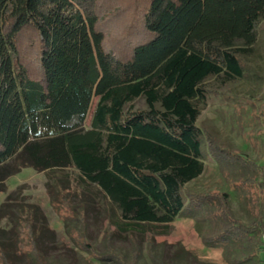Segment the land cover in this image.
Listing matches in <instances>:
<instances>
[{
	"label": "trees",
	"instance_id": "1",
	"mask_svg": "<svg viewBox=\"0 0 264 264\" xmlns=\"http://www.w3.org/2000/svg\"><path fill=\"white\" fill-rule=\"evenodd\" d=\"M263 22L264 0H0V192L26 167L72 169L118 209L121 233L165 236L188 217L205 245L264 264V165L198 124L207 81L244 77ZM204 136L249 223L229 192L188 188L206 171Z\"/></svg>",
	"mask_w": 264,
	"mask_h": 264
},
{
	"label": "rangeland",
	"instance_id": "2",
	"mask_svg": "<svg viewBox=\"0 0 264 264\" xmlns=\"http://www.w3.org/2000/svg\"><path fill=\"white\" fill-rule=\"evenodd\" d=\"M248 63L241 79L207 81L209 93L198 124L224 146L261 167L264 22ZM96 103L97 99L93 101L87 127ZM133 106L135 110H147L144 98ZM202 141L206 171L188 188L229 192L234 215L249 223L250 216L236 195L234 183L225 181L228 174L220 172L206 155V136ZM237 173H232L233 180H237ZM241 174L253 173L245 169ZM118 220L122 221L120 212L104 198L100 188L82 183L74 170L39 173L31 167L23 168L5 182V190L0 192V264H258L248 251L235 249L226 254L222 248L205 245V228L200 233L192 218L175 219L165 236L121 233L115 226Z\"/></svg>",
	"mask_w": 264,
	"mask_h": 264
}]
</instances>
